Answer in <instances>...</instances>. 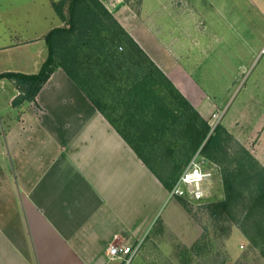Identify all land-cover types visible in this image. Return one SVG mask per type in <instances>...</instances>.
Returning a JSON list of instances; mask_svg holds the SVG:
<instances>
[{"label":"crops","instance_id":"obj_1","mask_svg":"<svg viewBox=\"0 0 264 264\" xmlns=\"http://www.w3.org/2000/svg\"><path fill=\"white\" fill-rule=\"evenodd\" d=\"M60 1L0 0V75L39 73L46 36L67 26L54 7ZM101 1L194 108L206 120L223 114L221 125L264 167V88H241L230 106L232 97L221 101L190 82L184 61L198 39L190 50L166 42L149 26L145 0L134 16L129 5ZM20 94L14 81L0 80V264L116 263L109 246L141 242L169 198L128 142L138 138V117L111 94L100 110L61 67L35 101L15 107Z\"/></svg>","mask_w":264,"mask_h":264},{"label":"trees","instance_id":"obj_2","mask_svg":"<svg viewBox=\"0 0 264 264\" xmlns=\"http://www.w3.org/2000/svg\"><path fill=\"white\" fill-rule=\"evenodd\" d=\"M68 6V16L65 8ZM67 26L53 29L45 38L48 58L39 73L26 75L7 72L21 90L13 105L35 101L54 71L61 67L101 110L102 98L111 94L130 109L137 140L128 142L150 170L171 191L184 168L177 165L161 176L142 151L158 136L185 134L191 154L202 147V154L216 163H225V200L212 201L208 208L217 223L230 221L238 226L264 255V167L228 132L223 125L213 131L209 122L194 108L168 76L148 57L141 46L118 22L101 0H62L54 4ZM127 46L124 53L119 51ZM112 87V88H111ZM127 139V134L122 132ZM240 152H230V144ZM192 158L187 156V163Z\"/></svg>","mask_w":264,"mask_h":264},{"label":"rangeland","instance_id":"obj_3","mask_svg":"<svg viewBox=\"0 0 264 264\" xmlns=\"http://www.w3.org/2000/svg\"><path fill=\"white\" fill-rule=\"evenodd\" d=\"M104 1L113 8L129 5L125 10L134 16L141 13L143 0ZM174 1L145 0V16L150 17L152 29L160 28L168 43H180L190 50L196 39L200 41L197 50L193 45L192 58L184 61L193 86L213 90L221 101L232 97L230 106L239 101L241 88H264V0H185L181 7ZM126 49L123 45L119 51ZM135 145L143 148L164 178L177 165L185 168L187 156L196 154H191L181 131L177 137L170 133L158 136L145 148L139 142ZM229 150L240 152L235 143ZM219 165L223 178L226 165ZM223 200V181L218 179L210 202ZM207 205L168 198L142 241L132 245L137 252L130 264H264L262 249L237 224L241 215L217 223Z\"/></svg>","mask_w":264,"mask_h":264},{"label":"built area","instance_id":"obj_4","mask_svg":"<svg viewBox=\"0 0 264 264\" xmlns=\"http://www.w3.org/2000/svg\"><path fill=\"white\" fill-rule=\"evenodd\" d=\"M223 114L212 115L209 124L212 131L220 124ZM221 166L208 159L199 150L186 165L183 172L169 192V198L182 199L192 204L204 205L213 198L215 182L219 179L222 183ZM137 252L132 246L111 244L108 256L111 261H122L130 264Z\"/></svg>","mask_w":264,"mask_h":264}]
</instances>
